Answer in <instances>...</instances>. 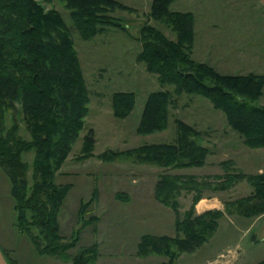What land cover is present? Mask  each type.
<instances>
[{
  "label": "trees",
  "instance_id": "16d2710c",
  "mask_svg": "<svg viewBox=\"0 0 264 264\" xmlns=\"http://www.w3.org/2000/svg\"><path fill=\"white\" fill-rule=\"evenodd\" d=\"M62 1L83 39L92 38L109 26L125 28L110 13L122 8L118 0ZM172 1L152 0L150 15L168 25L175 38L149 23L139 29L141 48L137 59L156 74L160 84H172L173 90L155 89L148 93L137 131L149 133L167 125L169 106L175 104L173 93L200 94L223 110L247 145H264V107L252 102L261 94L264 74H222L194 59V14L191 10L171 9ZM88 99L75 41L59 10L45 8L42 0H0V167L11 183L14 225L29 236L39 253L71 257L72 264H87L96 254L92 245L80 247L73 254L67 251L74 246L77 234L69 239L60 233L58 213L71 183L56 182L55 173L84 126ZM134 102L133 90H116L111 95L113 113L119 117L126 116ZM8 114L12 118L10 124L6 120ZM174 121V140L105 150L98 157L129 158L165 168L203 165L208 148L200 140L201 131L180 117ZM20 122L28 137L19 132ZM94 142L89 128L82 136L79 159L93 154ZM29 151H33L30 177L29 164L23 158V153ZM230 163V159L222 160V173L202 176L167 170L160 173L155 198L175 211L176 229L182 230L184 236L144 233L138 242L139 251L161 245L172 260L179 251L193 250L206 240L223 213L218 208L194 211V204L205 196L206 188L223 190L245 178L252 185L250 193L225 201V205L234 206L244 215L264 212V173H244ZM183 191L192 192V204L181 216L178 197ZM90 199L80 203L78 218L82 226L93 219L91 215L83 218ZM173 244L175 252L169 248Z\"/></svg>",
  "mask_w": 264,
  "mask_h": 264
},
{
  "label": "rangeland",
  "instance_id": "374dc122",
  "mask_svg": "<svg viewBox=\"0 0 264 264\" xmlns=\"http://www.w3.org/2000/svg\"><path fill=\"white\" fill-rule=\"evenodd\" d=\"M118 1L122 8L110 13L125 28L109 26L92 38L83 39L62 0H42L45 8L59 10L71 30L89 95L84 126L55 173L56 182L71 183L58 213L60 233L69 239L77 234L74 246L67 251L73 254L80 247L92 245L96 256L87 264H264V212L244 215L234 206L225 205V201L250 193L252 185L245 178L223 190L206 188L205 196L200 198L203 200L196 201L201 208L203 202L218 199L221 207L210 208L223 213L214 232L193 250L179 251L172 260L161 245L139 251L138 242L144 233L184 236L182 230L176 229L175 211L155 198L154 188L160 173L166 170L198 176L222 173L221 162L228 159L233 161L230 166L244 173H264V145H247L229 124L223 110L200 94L173 93L175 104L169 106L167 125L139 133L136 128L148 93L155 89L173 90L172 84H160L156 74L137 59L141 48L139 29L149 23L169 38H175V32L150 15L152 0ZM169 6L194 14L191 52L194 59L222 74H264V0H173ZM116 90L135 93L134 105L124 117L114 115L111 107V95ZM252 102L264 107V85ZM176 117L201 131L200 140L208 148L203 165L165 168L129 158L98 157L105 150L174 140ZM6 120L10 124L11 115ZM89 128L95 139L93 154L79 159L82 136ZM19 132L29 136L22 122ZM23 158L29 164L30 177L33 151L24 152ZM10 186L0 167V247L8 261L72 264L71 257L39 253L29 236L14 225L16 211ZM191 196L192 192L184 191L179 195L181 216L192 204ZM88 199L91 202L83 218L91 215L93 219L82 226L78 210L80 203ZM196 203L194 211L199 213ZM169 248L176 251L174 244Z\"/></svg>",
  "mask_w": 264,
  "mask_h": 264
},
{
  "label": "crops",
  "instance_id": "0c3cea01",
  "mask_svg": "<svg viewBox=\"0 0 264 264\" xmlns=\"http://www.w3.org/2000/svg\"><path fill=\"white\" fill-rule=\"evenodd\" d=\"M214 199H216V198H214ZM201 201L203 200V198L202 199H200ZM199 200V201H200ZM198 201V202H199ZM198 202L196 203V206L198 205ZM210 204V205H209ZM203 206L201 207V208H198V206H197V212H200L202 209H207V208H210V207H221V202L217 199L216 201L215 200H213V201H211V202H203V204H202ZM205 205H207V206H205Z\"/></svg>",
  "mask_w": 264,
  "mask_h": 264
},
{
  "label": "water",
  "instance_id": "95a60500",
  "mask_svg": "<svg viewBox=\"0 0 264 264\" xmlns=\"http://www.w3.org/2000/svg\"><path fill=\"white\" fill-rule=\"evenodd\" d=\"M0 264H9V262L7 261V259L3 254L1 247H0Z\"/></svg>",
  "mask_w": 264,
  "mask_h": 264
}]
</instances>
